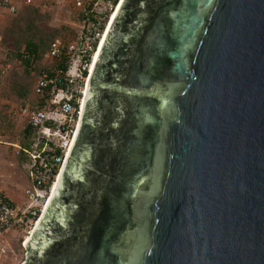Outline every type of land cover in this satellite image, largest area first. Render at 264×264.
I'll return each instance as SVG.
<instances>
[{
    "label": "water",
    "instance_id": "95a60500",
    "mask_svg": "<svg viewBox=\"0 0 264 264\" xmlns=\"http://www.w3.org/2000/svg\"><path fill=\"white\" fill-rule=\"evenodd\" d=\"M23 248L22 264H264V0L122 1Z\"/></svg>",
    "mask_w": 264,
    "mask_h": 264
},
{
    "label": "built area",
    "instance_id": "2783aa9c",
    "mask_svg": "<svg viewBox=\"0 0 264 264\" xmlns=\"http://www.w3.org/2000/svg\"><path fill=\"white\" fill-rule=\"evenodd\" d=\"M16 1L0 0V11L14 15L17 12ZM64 1L45 0L44 8L50 9L52 5H60ZM119 1L96 0L90 8H86L82 1L75 2L76 8L82 11L81 28L76 39L68 45L55 39L46 53L50 62L64 61L65 67L57 68L54 72L41 70L37 75L34 92L46 97V104L42 108L20 109L21 116L32 130L28 148L15 146L16 154L21 151L27 158L30 186L24 194L28 204L20 208L0 190V264L12 253L6 232L21 228L29 235L33 231L62 171L81 116L90 67ZM23 2L28 5L32 0ZM94 12L101 15L95 21H90V15ZM23 59L29 60L30 57L24 55ZM7 70L8 67H5L2 75ZM25 241L26 238L23 245Z\"/></svg>",
    "mask_w": 264,
    "mask_h": 264
},
{
    "label": "trees",
    "instance_id": "16d2710c",
    "mask_svg": "<svg viewBox=\"0 0 264 264\" xmlns=\"http://www.w3.org/2000/svg\"><path fill=\"white\" fill-rule=\"evenodd\" d=\"M96 0H89L85 3L86 8L92 7ZM113 3L116 0H110ZM45 0L41 1L40 4H25L20 8H17V12L12 15L3 26L1 32V44L4 49L7 50L6 58L0 59L1 64L13 63L19 61L25 66V79L16 77L12 73L7 74V72L2 77V71L4 67L0 70V98H5L8 101L16 102L19 104V109L22 108H42L46 102V97H41L35 94L34 88L37 82V75L34 69V64L40 56L42 46H50V44L55 40H61L65 45L73 42L77 35V28L79 26L69 25L66 22L61 23L58 19H55L52 13V9H56V5H52L51 9L46 10L44 8ZM101 15L98 12H94L90 15L89 20L95 21L97 17ZM82 21V11L77 10L76 12V23L80 25ZM120 30H124V25L120 26ZM0 34V35H1ZM24 37L26 39H24ZM120 47V45H119ZM24 55L30 57L29 60L23 59ZM46 57V55H45ZM114 59V54L112 53L108 61ZM64 68V61H54L44 65L42 70L49 72H54L57 68ZM110 69L105 66L103 76L109 78L108 73ZM111 77V76H110ZM12 112V111H11ZM2 126L0 125V129ZM32 130L26 123V127L23 131V142L18 145L22 149H26L31 144ZM15 156L19 164L23 166L27 163V158L24 153L18 151ZM18 164V162H16ZM24 171V169H23ZM23 237L19 241V249L21 250L22 258L24 256V250L22 247Z\"/></svg>",
    "mask_w": 264,
    "mask_h": 264
},
{
    "label": "rangeland",
    "instance_id": "374dc122",
    "mask_svg": "<svg viewBox=\"0 0 264 264\" xmlns=\"http://www.w3.org/2000/svg\"><path fill=\"white\" fill-rule=\"evenodd\" d=\"M34 4H40L42 0H32ZM77 0H65L64 3L60 5H56V9H52L53 16L55 19H58L61 23H67L69 25L79 26L77 31L79 32L81 28L80 25L76 23V12L78 8L75 6V2ZM82 1L85 5L86 2L89 0H79ZM17 8L22 7L25 5L23 0L16 1ZM51 9V8H50ZM49 10V9H46ZM12 15L8 14L5 11H0V34L5 25L6 21ZM0 35V59H5L7 50L1 44ZM24 39H26L24 37ZM48 51V46H42L39 58L36 60L34 64L35 73L37 74L41 71L45 64L50 63V61L45 57ZM8 67L7 74H13L16 77L21 79H25V66L23 63L19 61H15L13 63H0V70L2 68ZM74 72V71H72ZM2 76V75H0ZM6 75H3L4 77ZM12 111V112H11ZM0 125L2 128L0 129V153L7 155L5 156L6 160L3 159L4 156L0 155V175H5L1 177L0 182V190L5 192V194L11 199V201L18 207L23 208L28 204V199L26 198L24 192L26 188L30 186L28 175L26 168L22 169V166L17 161L16 156L14 154V150L11 145L9 144H18L21 146L23 142V131L26 127V120L20 114L19 104L16 102L8 101L5 98H0ZM5 160V161H4ZM7 162V163H6ZM18 162V164L16 163ZM8 171V173H7ZM9 175V178H7ZM23 237L22 240V247L25 238L27 237V233L24 232L23 229H11L6 232V240L8 245L10 246V250L12 253L8 255L1 264H22L24 261V256L22 258L21 250L19 249V241ZM24 250V248H23Z\"/></svg>",
    "mask_w": 264,
    "mask_h": 264
},
{
    "label": "bare ground",
    "instance_id": "6f19581e",
    "mask_svg": "<svg viewBox=\"0 0 264 264\" xmlns=\"http://www.w3.org/2000/svg\"><path fill=\"white\" fill-rule=\"evenodd\" d=\"M122 1H123V0H120V1H119V4L117 5L115 11L113 12V14H112V16H111V18H110V21H109V24H108V26H107V28H106L105 34H104V36H103V38H102V40H101V42H100V44H99V48H98L97 53H96V55H95V57H94L93 63H92V65H91V67H90L89 78H90L91 72H92V70H93L94 64H95V62H96V59H97V57H98L99 51H100V49H101V47H102V44H103V42H104V39H105V37H106V35H107V33H108V30H109V28H110V26H111V24H112V21H113L115 15H116V13H117V11H118V9H119L121 3H122ZM89 78H88V80H87V84H88ZM85 94H86V93H85ZM84 99H85V97H84ZM84 99H83V101H82V105H81V113H82V108H83V104H84ZM80 118H81V116H80ZM79 123H80V119H79V121H78V124H77L76 130H75L74 136H73V140H72V143H71L70 149H71L72 144H73V142H74V139H75V137H76V134H77V131H78V128H79ZM69 152H70V150H69L68 153H67V157H68ZM67 157H66V159H67ZM65 162H66V161H65ZM64 164H65V163H64ZM63 166H64V165H63ZM62 169H63V167H62ZM61 172H62V171H61ZM60 174H61V173H60ZM59 177H60V175L57 177V180H56L55 184L53 185V188H52V191H51L50 197H49V199H48V201H47V203H46V206H45V208H44V210H43V212H42V215H41L40 219L38 220L37 224L35 225V228L37 227L38 223L40 222V220H41V218H42V216H43V214H44V212H45V210H46V208H47V206H48V203H49V201H50V199H51V197H52V195H53V192H54L55 187H56V185H57V182H58V180H59ZM35 228L33 229V231H32L29 235H27V237H26V241H25V244H27V242H28V240L30 239V237L32 236V234H33Z\"/></svg>",
    "mask_w": 264,
    "mask_h": 264
},
{
    "label": "crops",
    "instance_id": "0c3cea01",
    "mask_svg": "<svg viewBox=\"0 0 264 264\" xmlns=\"http://www.w3.org/2000/svg\"><path fill=\"white\" fill-rule=\"evenodd\" d=\"M42 1H44V0H42ZM9 145H11L10 147H12L14 151H16L15 146H18V144H9ZM14 154H15V152H14ZM0 155L4 156L3 159H5V158H6L5 156L7 155V153H5V154H1V153H0ZM5 160H6V159H5ZM5 160H4V161H5ZM6 161H7V160H6ZM6 163H7V162H6ZM23 168H26V164H24ZM7 173H8V171H7ZM3 176H5V175H0V182H1V177H3ZM7 178H9V175H7Z\"/></svg>",
    "mask_w": 264,
    "mask_h": 264
},
{
    "label": "flooded vegetation",
    "instance_id": "af4514ba",
    "mask_svg": "<svg viewBox=\"0 0 264 264\" xmlns=\"http://www.w3.org/2000/svg\"><path fill=\"white\" fill-rule=\"evenodd\" d=\"M96 132H98V131H96ZM101 135V134H100Z\"/></svg>",
    "mask_w": 264,
    "mask_h": 264
}]
</instances>
